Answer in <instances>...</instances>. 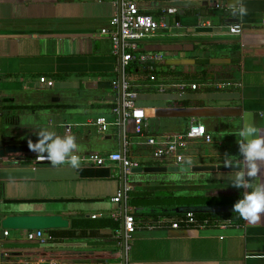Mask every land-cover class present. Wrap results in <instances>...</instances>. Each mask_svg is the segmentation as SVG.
Segmentation results:
<instances>
[{"label":"crops","instance_id":"crops-1","mask_svg":"<svg viewBox=\"0 0 264 264\" xmlns=\"http://www.w3.org/2000/svg\"><path fill=\"white\" fill-rule=\"evenodd\" d=\"M138 2L170 26L140 45L143 52L164 56L157 65L167 76L164 92L146 74L130 77L147 115L141 136L132 120L115 124L113 113L118 93L111 83L119 61L109 32L118 0H0V149L25 148L0 156V264H114L124 253L125 214H133L137 226L127 254L130 264H264V217L252 223L225 212L230 208H206L192 211L195 224L174 229L190 211L129 204L133 198L174 194L243 193L231 186L236 171H143L224 166L226 157L246 168L235 133L245 120L264 129V0ZM169 9L176 13L167 15ZM236 25L242 33L233 36L229 30ZM175 78L186 84H171ZM100 118L111 124L105 133L94 125ZM194 124L206 128L211 143L194 140L177 157L155 160L146 137L185 133ZM42 128L75 136L78 169L35 161L38 153L29 141L35 143ZM119 152L141 169L128 176V200L117 204L113 198L126 184L122 167L97 166L90 157ZM259 183H264V169L249 181V190ZM28 215H60L70 225L43 231L45 241L29 240L24 230L2 233L6 216ZM77 220H113L119 228H100L96 235L77 231L68 238Z\"/></svg>","mask_w":264,"mask_h":264},{"label":"built area","instance_id":"built-area-1","mask_svg":"<svg viewBox=\"0 0 264 264\" xmlns=\"http://www.w3.org/2000/svg\"><path fill=\"white\" fill-rule=\"evenodd\" d=\"M166 12L167 15H174L176 10L169 9ZM146 13L138 0H118V11L110 21L112 28L109 32L113 44V53L119 61L117 77L111 83L112 88L118 93V101L113 109L116 116L115 124L124 125L132 120L135 123V134L138 136L144 135L147 127V115L146 111L138 106V93L129 77V68L132 65H137L146 70L149 74V81L155 87L157 86L159 92H164L167 87L164 84L156 85L158 78L153 74L157 69V65L164 62V56L159 53L143 52L140 45L144 40L153 38L158 32L169 30L170 26L166 20H156L153 16L146 15ZM229 31L231 35L238 36L242 33V28L236 25L230 28ZM41 82L48 84L49 87L54 85L53 82L47 81L45 78H42ZM174 87L181 91L186 89V85H174ZM191 88L196 90L197 86L192 85ZM94 125L105 133L111 124L105 118H100ZM199 139L211 143L206 128L200 124H194L185 133L146 137V145L152 149L155 160L163 161L177 157L181 152L188 149L192 141ZM126 149L127 145L125 144V151ZM35 161L40 164H50L43 154L36 156ZM90 161L97 166H103L111 162L122 167L126 184L118 190L116 197L113 198V203L120 204L122 201H127L132 190V187L127 183L128 176L134 174V170L141 169L140 164L133 161L126 152L111 154L108 157L92 156ZM196 221L195 214L190 212L180 223L173 224V228L178 229L181 224L193 225ZM136 230L134 215L125 214L124 235L121 233L124 253L119 255L114 264H130L127 260V254L131 250L130 243ZM5 235L8 236L9 232L6 231ZM27 238L31 241L37 239L45 241L43 231H28Z\"/></svg>","mask_w":264,"mask_h":264},{"label":"clouds","instance_id":"clouds-1","mask_svg":"<svg viewBox=\"0 0 264 264\" xmlns=\"http://www.w3.org/2000/svg\"><path fill=\"white\" fill-rule=\"evenodd\" d=\"M245 9L241 8L243 15ZM239 153L247 162L246 168L236 170L232 178L231 186L244 190L241 198L233 205L234 213L248 222H257L264 217V183H259L249 190V181L255 178L264 169V129L245 120L237 133ZM38 140L29 141V148L43 154L53 166L67 163L73 169L81 166L80 157L76 154L78 145L73 135H57L54 131L42 128L37 132ZM192 160H186L185 164L192 165ZM225 167H232L229 157L224 160Z\"/></svg>","mask_w":264,"mask_h":264},{"label":"trees","instance_id":"trees-1","mask_svg":"<svg viewBox=\"0 0 264 264\" xmlns=\"http://www.w3.org/2000/svg\"><path fill=\"white\" fill-rule=\"evenodd\" d=\"M146 15H151L150 13H146ZM129 77L135 74H146L149 76L148 72L143 71V69L139 68L137 65H132L129 70ZM157 78L162 79L161 81L158 80L156 85L164 84L165 81L163 80L164 77H167L166 74L156 69L153 73ZM149 81V78L147 79ZM170 81V80H169ZM134 84V82L131 80ZM150 82V81H149ZM152 84V82H150ZM171 84H186V81L179 80L177 78L172 79ZM242 193L238 191H234L233 193L227 194H213L208 191L204 192L200 195L194 196H179V195H171V196H164V197H156V198H144L142 200L138 198H133L129 202L130 206L136 207H165V208H172V210H183L184 211H198L199 209H206V208H230L229 211H225L227 213H232L233 205L237 202L238 199L241 198ZM214 211H210L214 213ZM220 212H224L223 210ZM234 212V211H233ZM193 213V212H192ZM98 222V224L96 223ZM104 227H111L112 230H116L119 228V224L114 222L113 220H103V221H91V220H77L74 221L72 230L66 233V236L70 238L71 236H76L77 231L82 232L80 235L88 234V232L93 233L94 231H99L100 228ZM84 232V233H83ZM92 235H96L94 232ZM77 236V237H79ZM117 243V241H114Z\"/></svg>","mask_w":264,"mask_h":264},{"label":"water","instance_id":"water-1","mask_svg":"<svg viewBox=\"0 0 264 264\" xmlns=\"http://www.w3.org/2000/svg\"><path fill=\"white\" fill-rule=\"evenodd\" d=\"M25 148L22 146H6L0 149V156L5 154L24 152ZM242 168L238 165L232 167L225 166H195L192 168L182 167H150L145 168L144 173H178V172H192V173H211V172H235ZM124 180V171H123ZM124 184V183H123ZM125 218V216H124ZM70 223L60 215H28V216H6L2 221V229L4 233L9 230H24V231H52L59 229H67ZM122 235H124V220L122 226ZM3 236V234H2Z\"/></svg>","mask_w":264,"mask_h":264}]
</instances>
